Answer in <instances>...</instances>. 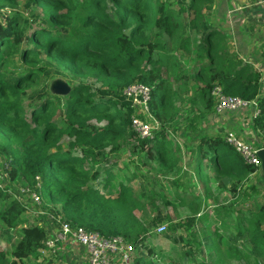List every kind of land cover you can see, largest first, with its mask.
<instances>
[{
  "label": "trees",
  "instance_id": "1",
  "mask_svg": "<svg viewBox=\"0 0 264 264\" xmlns=\"http://www.w3.org/2000/svg\"><path fill=\"white\" fill-rule=\"evenodd\" d=\"M18 1L0 0V161L20 183L9 190L0 176V223L7 240L10 231L22 235L9 254L0 252V264H27L47 251V219L36 220L12 195L26 186L44 198L38 209L136 247L135 264L160 263L150 261L156 252L149 238L164 222L166 231L156 235H164L162 257L171 264L175 245L185 264L207 252L211 264H264L262 172L252 182L259 168L226 136L180 114L201 103L214 115L212 91L221 87L256 102L252 130L264 136L262 73L231 51L230 33L209 20L214 0H25L23 11ZM52 65L72 76L65 96L32 92ZM138 84L152 91L149 108L160 124L153 138L132 127L136 110L124 91ZM188 132L194 135L186 141ZM214 185L239 202L218 205L208 222L204 208L218 202ZM159 200L172 214L160 213ZM147 206L158 211L152 221Z\"/></svg>",
  "mask_w": 264,
  "mask_h": 264
},
{
  "label": "rangeland",
  "instance_id": "2",
  "mask_svg": "<svg viewBox=\"0 0 264 264\" xmlns=\"http://www.w3.org/2000/svg\"><path fill=\"white\" fill-rule=\"evenodd\" d=\"M24 4H25V0H19L17 9L19 11H23ZM208 18L213 23V25L215 27L217 26L222 32L227 34L230 33L231 37L229 40V45L231 46V51H235L242 43H244L246 47L254 50L253 52H256L257 50L261 52L262 45L264 44V0H214V9L212 14L209 15ZM239 52L241 51L239 50ZM262 52H264V50ZM259 58L260 57L258 55V58L251 57L245 62L250 64L254 68L260 70L261 73H263L261 83H262V93L264 96V88H263L264 87V64H263L264 57L262 61ZM47 72L48 73L46 75L42 76V79H40L39 83L36 85V87H34L32 92L36 90L44 89L56 96H65L66 94H68L72 86L71 83L72 76L61 69H57L56 65H52L51 67H49ZM191 109L192 106L190 105L182 109L180 112L181 118L185 119L187 115L190 116L191 118L196 117L198 119L200 127L205 132L210 134L219 133L220 135L227 136L228 134L232 133L239 135L242 129L249 130L248 127L253 122L252 112L248 111L247 116L243 119L241 126L239 124L236 127L230 128L228 124L223 121V118H221V116H214L213 113L211 115H205L206 110L203 104L201 103L198 104L193 109V111H191ZM178 122L185 126V131L187 132L188 128L186 124L180 121ZM197 131L198 130H193V133H196ZM251 132L252 131L250 130V133ZM188 133H189V138H186V141L190 140L191 137L194 135L191 132ZM250 135L252 136V134ZM248 142L253 143L251 141ZM180 144L184 149L185 140L183 138L180 140ZM122 158L126 162H129V160L132 159V157L128 154L127 151L122 152ZM129 165L131 166L130 163ZM148 170H150V166H147L143 170V172H147ZM261 172L262 170L261 168H259V172L254 175V177L252 178V182H258L259 180L258 176L259 173ZM0 176L2 178L1 180L4 185L8 187L9 184V190H11V188L17 189L20 187L19 182H12L10 180L11 177L8 174V172L5 171L2 165V161H0ZM212 188H213L212 190L215 192L214 199L218 200V202H215L214 200H209L206 208H204V216H206L208 222H211V218L216 217L215 210H217L216 208L218 207V205L230 207L235 204H238L239 202L237 199L232 198L230 194L227 192V190L220 191L219 189V191H217L216 185H214ZM167 191L168 194L170 193V195H172V193L175 191V188L170 187L168 185ZM42 199L44 201V198ZM56 208L59 209L60 206L57 205ZM156 208L160 210L161 211L160 213L164 216L166 214L170 215L173 212V208L171 206H165V204L160 200L157 201ZM146 210L151 215L149 220L152 221L153 218L156 217L158 211L155 208H152L151 206H147ZM136 215L138 218H143L141 212H136ZM178 215L181 218H184L186 216L185 210L179 208ZM234 216L237 218V214L234 213ZM28 221L30 223L33 222L32 219L30 218ZM163 225L167 226V222H164ZM231 226L234 227L235 223H232ZM202 227L203 226L199 224L197 229L199 230ZM4 231L6 230L3 227V225L0 223V252H6L9 254L12 251L16 240L22 235L21 229L9 232V235L12 237L11 241L7 240V235L2 234ZM220 232H222V230ZM163 237L164 235L162 236H157L156 234L150 235L149 238L151 239L150 242L152 243V245H154L156 252V255L151 257L150 261L154 259L156 261L158 260L160 262L159 264H171V261L166 260L164 257H162V253L168 252L166 251L168 250V245L166 243L162 245L164 250L161 248L160 242L163 240ZM174 250L176 251L172 253L173 262L175 264H185L186 261L185 258L180 257V252L183 250V248L178 245H175ZM147 251L148 249H146V252ZM60 255H61L60 259L62 260V264H77L74 261H71L70 259L64 258L65 257L64 252H62ZM84 258H86V256L83 254L82 260ZM136 258H137V254L135 253L130 264H135L134 261ZM213 259H214V255L213 254L209 255L207 252L205 254V257H202L200 255L197 256L196 262L197 264H200L202 261H204L206 264H211ZM49 260L50 257L46 254L45 256L41 255L38 260H34V259L28 260L27 264H55L53 260L52 261ZM189 264H194V263L189 262ZM215 264H226V262L223 259H217Z\"/></svg>",
  "mask_w": 264,
  "mask_h": 264
},
{
  "label": "built area",
  "instance_id": "3",
  "mask_svg": "<svg viewBox=\"0 0 264 264\" xmlns=\"http://www.w3.org/2000/svg\"><path fill=\"white\" fill-rule=\"evenodd\" d=\"M124 95L136 110V114L132 118L133 129L143 139L153 138L155 132L159 130L160 124L150 112L151 88L140 84L133 85L124 91ZM212 97L215 102L214 115L221 116V118L225 114L233 112L251 111L253 119L260 114L256 102H246L240 98L227 96L221 87L213 89ZM226 141L242 156L247 164L261 168L258 152L264 149V137L261 143L254 144L230 133L226 136ZM0 190L5 191L1 182ZM12 195L29 206L28 210L35 219L41 217L47 219L46 227L49 237L46 241L47 251L42 253V256L47 254L50 257L49 261L53 260L55 264H62L60 254L64 252L71 241L76 242L83 249L86 256L85 264H130L137 252L136 247L131 246L121 238H104L98 233L73 227L60 215H52L42 208L38 209L43 205V200L30 186L21 187L19 193ZM165 231L166 226L161 225L155 230V233L163 234Z\"/></svg>",
  "mask_w": 264,
  "mask_h": 264
},
{
  "label": "crops",
  "instance_id": "4",
  "mask_svg": "<svg viewBox=\"0 0 264 264\" xmlns=\"http://www.w3.org/2000/svg\"><path fill=\"white\" fill-rule=\"evenodd\" d=\"M243 44V45H242ZM235 51L240 55V58H242L244 61L248 60L251 57H257L259 55V59L262 61L263 56L261 54H263L264 52H262L264 50V47L261 48V52H259V50H257L256 52H253L254 50L248 48L245 46L244 43H242ZM250 47V44H249ZM239 50L241 52H239ZM245 52V53H243ZM242 54V55H241ZM245 58V59H244ZM264 62V61H263ZM262 64V62H261ZM264 64V63H263ZM263 74V73H262ZM263 77V75H262ZM251 112V111H250ZM247 116V112H233V113H227L224 116H222L223 121L225 123L228 124V126L231 127H236L240 124V126L242 125V121L243 119ZM252 124L253 122L250 124V126L248 127L249 130H241V133H239L238 136L242 137L244 140L246 141H251L254 144H259L263 141V137L264 136H257L253 130H252ZM250 130L252 131L250 133ZM252 134V136L250 135ZM81 253V254H80ZM83 249L79 246V244H77L76 242L71 241L70 244H68L64 250V258L66 259H70L71 261H74L77 264H85V258L82 260V256H83ZM82 260V261H81Z\"/></svg>",
  "mask_w": 264,
  "mask_h": 264
},
{
  "label": "water",
  "instance_id": "5",
  "mask_svg": "<svg viewBox=\"0 0 264 264\" xmlns=\"http://www.w3.org/2000/svg\"><path fill=\"white\" fill-rule=\"evenodd\" d=\"M258 156L261 160V170H262V176L264 178V149H262L258 152Z\"/></svg>",
  "mask_w": 264,
  "mask_h": 264
}]
</instances>
